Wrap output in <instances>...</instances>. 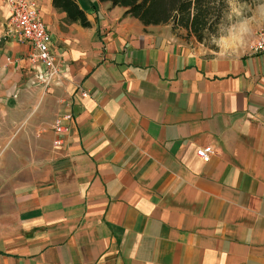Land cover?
Returning a JSON list of instances; mask_svg holds the SVG:
<instances>
[{
  "label": "crops",
  "instance_id": "1",
  "mask_svg": "<svg viewBox=\"0 0 264 264\" xmlns=\"http://www.w3.org/2000/svg\"><path fill=\"white\" fill-rule=\"evenodd\" d=\"M38 2L59 72L46 90L30 43L3 35L0 0V149L13 114L50 152L13 182L21 150L0 160V264H264V51L211 50L108 1L77 0L87 26Z\"/></svg>",
  "mask_w": 264,
  "mask_h": 264
},
{
  "label": "rangeland",
  "instance_id": "2",
  "mask_svg": "<svg viewBox=\"0 0 264 264\" xmlns=\"http://www.w3.org/2000/svg\"><path fill=\"white\" fill-rule=\"evenodd\" d=\"M39 7H40V2ZM227 9L224 14L219 18L216 24L215 31L206 36V39L202 42L206 48L211 50L218 49H248L251 40L253 39V33L255 29L264 23V0H227ZM235 14V15H234ZM181 34L183 30L179 31ZM189 38V37H187ZM42 87H44L42 85ZM46 90L47 87H44ZM30 112L28 113V115ZM27 115V116H28ZM15 115L11 114L9 118L15 119L13 123L9 124L8 127V140L5 145L0 149V160L11 152V148L19 147V150L24 149V153L21 154V151L12 152L10 157V162L16 167L17 161H24L27 164V168L19 174L17 168H12L10 170L12 182L13 179L18 178H34L43 174L46 170L49 169V154L47 148L45 147L46 143L49 144V140L46 138L41 139L39 144H34L28 136L16 135L23 130L24 119H17ZM25 116V117H27ZM54 117V116H53ZM53 121V119H52ZM48 131V125L38 124L32 131V139H37L42 137L45 132ZM29 138V140H28ZM24 140V141H23ZM31 141V142H30ZM52 145V137L50 139ZM18 145V146H17ZM38 148H40L38 150ZM11 164V165H12ZM1 178V177H0ZM10 184H4L0 180V211L4 214L6 212L5 201L8 199V195L11 190Z\"/></svg>",
  "mask_w": 264,
  "mask_h": 264
},
{
  "label": "trees",
  "instance_id": "3",
  "mask_svg": "<svg viewBox=\"0 0 264 264\" xmlns=\"http://www.w3.org/2000/svg\"><path fill=\"white\" fill-rule=\"evenodd\" d=\"M109 6L123 7V15L136 17L142 24L168 23L184 38L194 37L202 43L213 33L217 21L227 9V0H103ZM52 6L65 11L64 20L87 26L89 20L77 0H51ZM183 30L181 34L179 31Z\"/></svg>",
  "mask_w": 264,
  "mask_h": 264
},
{
  "label": "built area",
  "instance_id": "4",
  "mask_svg": "<svg viewBox=\"0 0 264 264\" xmlns=\"http://www.w3.org/2000/svg\"><path fill=\"white\" fill-rule=\"evenodd\" d=\"M7 3L8 14L5 18L3 35L21 37L30 43L28 57L32 61L38 60L44 67V76L38 81L46 87L51 78L57 75L58 64L54 52L50 47L49 27L41 15L38 0H5ZM253 51H264V23L258 26L254 33L253 39L249 44ZM87 91L82 89L80 94L84 95ZM70 118V113L55 115L51 124L54 133L52 144L60 145L63 142V136L66 129L64 121ZM213 151L211 144H205L195 148V154L203 159L208 160Z\"/></svg>",
  "mask_w": 264,
  "mask_h": 264
},
{
  "label": "clouds",
  "instance_id": "5",
  "mask_svg": "<svg viewBox=\"0 0 264 264\" xmlns=\"http://www.w3.org/2000/svg\"><path fill=\"white\" fill-rule=\"evenodd\" d=\"M235 15V14H234Z\"/></svg>",
  "mask_w": 264,
  "mask_h": 264
}]
</instances>
